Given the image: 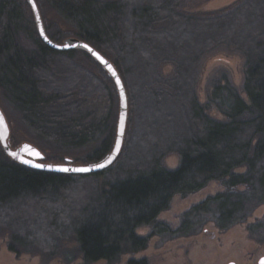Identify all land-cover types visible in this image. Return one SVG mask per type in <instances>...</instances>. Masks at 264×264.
Returning <instances> with one entry per match:
<instances>
[{"label": "trees", "instance_id": "obj_1", "mask_svg": "<svg viewBox=\"0 0 264 264\" xmlns=\"http://www.w3.org/2000/svg\"><path fill=\"white\" fill-rule=\"evenodd\" d=\"M36 1L120 74L127 139L114 165L90 175L31 169L0 148V235L10 251H73L83 264H116L154 236L196 235L206 222L227 231L264 205V0L214 12H192L199 0ZM48 29L52 41L60 39ZM213 50L242 59V84L213 80L201 103L194 69ZM0 101L48 161L84 152L73 162L93 163L112 148L118 101L111 80L86 53L46 47L24 0H0ZM170 155L178 157L174 169L164 165ZM210 183L221 191L184 212L176 228L158 220L175 196ZM262 225L249 227L251 238ZM143 228L148 234L137 233Z\"/></svg>", "mask_w": 264, "mask_h": 264}, {"label": "rangeland", "instance_id": "obj_2", "mask_svg": "<svg viewBox=\"0 0 264 264\" xmlns=\"http://www.w3.org/2000/svg\"><path fill=\"white\" fill-rule=\"evenodd\" d=\"M236 1L238 0H199V5L193 6L191 11H219ZM37 5L41 12L44 28L47 25L49 32L56 38H60L55 42L61 43L65 38L72 37L68 34L70 26L66 22L57 14L45 10L38 2ZM215 50L200 58L198 60L200 64L195 67V71L193 70L197 77V95L201 103L206 102L211 92L213 80L223 76H226L236 88H241L243 78L242 59L234 54L233 50L226 52ZM160 70L164 75H168L172 72V67L164 65ZM0 109L8 125L11 147L15 148L22 143H29L34 146V141L30 140V136L27 135L23 125L20 122V126L15 125L16 120L11 115L5 102L0 101ZM209 115L216 119L222 118L214 110H211ZM126 139L125 134L120 154L124 150ZM52 155L56 158L59 157V154L52 153ZM83 155L84 152H79L73 154L74 159L69 156L62 159L60 156L58 160L48 161L44 159V162L60 164L67 158L75 165H85L86 163L73 162V160L82 161L81 157ZM177 164L178 157L176 155H170L164 159V165L170 169H174ZM219 191H221V187L218 183H210L205 189L187 197L175 196L169 209L161 213L158 220L171 228H176L179 225L180 216L184 212ZM258 222L263 223L262 228L259 229L256 237L251 238L249 227ZM148 232L149 230L146 228L137 231L142 235H146ZM257 236L264 237V205L256 209L244 223L227 231H220L212 222H206L196 235L172 240L154 236L149 240L145 250L134 255H123L116 264H127L128 260L138 261L141 259H146L148 264H258L261 258H264V240L257 241ZM10 242L7 235H0V264H83L73 251L65 252L67 253L66 257L64 256L65 253L55 252L52 254L45 251L38 252V250L35 252L25 251L24 247H21V250L18 249L17 252H13L9 250ZM13 246L15 247V244ZM94 264L106 263L99 261Z\"/></svg>", "mask_w": 264, "mask_h": 264}, {"label": "water", "instance_id": "obj_3", "mask_svg": "<svg viewBox=\"0 0 264 264\" xmlns=\"http://www.w3.org/2000/svg\"><path fill=\"white\" fill-rule=\"evenodd\" d=\"M24 1L31 13L37 36L46 47L57 52L81 51L86 53L92 60H94V62H96L101 67V69L111 80L118 101L115 138L110 152L97 162L88 163L85 165H75L70 159L66 158L64 159V162L60 164L45 163L44 154L35 146L29 143H22L15 148L11 147L9 141L8 125L2 113V110L0 109V148L8 158L18 164L31 169L71 175H90L100 173L111 167L116 162L117 158L120 155L122 144L124 141L128 120V101L122 79L113 64L88 43L74 37L65 38L61 43L52 41L46 34L36 0ZM36 165H42V167H37ZM100 165H102V167H100ZM61 169H67V171H62ZM77 169L89 170L77 171ZM258 264H264V258H261Z\"/></svg>", "mask_w": 264, "mask_h": 264}, {"label": "snow or ice", "instance_id": "obj_4", "mask_svg": "<svg viewBox=\"0 0 264 264\" xmlns=\"http://www.w3.org/2000/svg\"><path fill=\"white\" fill-rule=\"evenodd\" d=\"M37 167H42V165H36ZM102 167V165H100ZM62 171H67V169H61ZM89 169H77V171H88Z\"/></svg>", "mask_w": 264, "mask_h": 264}, {"label": "flooded vegetation", "instance_id": "obj_5", "mask_svg": "<svg viewBox=\"0 0 264 264\" xmlns=\"http://www.w3.org/2000/svg\"><path fill=\"white\" fill-rule=\"evenodd\" d=\"M40 14H41V12H40Z\"/></svg>", "mask_w": 264, "mask_h": 264}]
</instances>
